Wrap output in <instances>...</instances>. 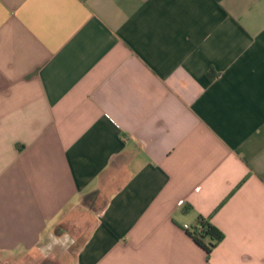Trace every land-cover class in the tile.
<instances>
[{"label": "crops", "instance_id": "0c3cea01", "mask_svg": "<svg viewBox=\"0 0 264 264\" xmlns=\"http://www.w3.org/2000/svg\"><path fill=\"white\" fill-rule=\"evenodd\" d=\"M67 227L66 264H264V0H0V264Z\"/></svg>", "mask_w": 264, "mask_h": 264}, {"label": "rangeland", "instance_id": "374dc122", "mask_svg": "<svg viewBox=\"0 0 264 264\" xmlns=\"http://www.w3.org/2000/svg\"><path fill=\"white\" fill-rule=\"evenodd\" d=\"M77 231L74 228L67 227L65 235L54 236L48 242L45 243L39 249V253L33 256L24 255L20 256L18 259H14L15 262L9 264H66L65 260L73 256V253L78 245L84 239V234H78L77 239H75ZM43 257L49 258L52 261H43Z\"/></svg>", "mask_w": 264, "mask_h": 264}, {"label": "trees", "instance_id": "16d2710c", "mask_svg": "<svg viewBox=\"0 0 264 264\" xmlns=\"http://www.w3.org/2000/svg\"><path fill=\"white\" fill-rule=\"evenodd\" d=\"M188 236L207 255L224 239V235L211 222L210 219L198 216L196 224L187 230Z\"/></svg>", "mask_w": 264, "mask_h": 264}, {"label": "built area", "instance_id": "2783aa9c", "mask_svg": "<svg viewBox=\"0 0 264 264\" xmlns=\"http://www.w3.org/2000/svg\"><path fill=\"white\" fill-rule=\"evenodd\" d=\"M184 228H185L186 230H189V227H187V226H185Z\"/></svg>", "mask_w": 264, "mask_h": 264}, {"label": "flooded vegetation", "instance_id": "af4514ba", "mask_svg": "<svg viewBox=\"0 0 264 264\" xmlns=\"http://www.w3.org/2000/svg\"><path fill=\"white\" fill-rule=\"evenodd\" d=\"M48 264H50V263H48Z\"/></svg>", "mask_w": 264, "mask_h": 264}]
</instances>
